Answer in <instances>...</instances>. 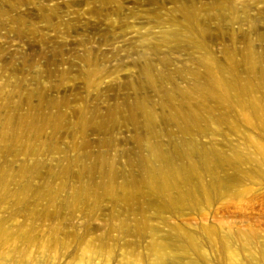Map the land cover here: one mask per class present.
<instances>
[{
	"label": "rangeland",
	"instance_id": "rangeland-1",
	"mask_svg": "<svg viewBox=\"0 0 264 264\" xmlns=\"http://www.w3.org/2000/svg\"><path fill=\"white\" fill-rule=\"evenodd\" d=\"M0 264H264V0H0Z\"/></svg>",
	"mask_w": 264,
	"mask_h": 264
}]
</instances>
